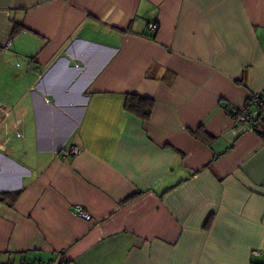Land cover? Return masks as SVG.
Masks as SVG:
<instances>
[{
  "label": "crops",
  "instance_id": "1",
  "mask_svg": "<svg viewBox=\"0 0 264 264\" xmlns=\"http://www.w3.org/2000/svg\"><path fill=\"white\" fill-rule=\"evenodd\" d=\"M1 192L0 264H264V0H0Z\"/></svg>",
  "mask_w": 264,
  "mask_h": 264
},
{
  "label": "trees",
  "instance_id": "2",
  "mask_svg": "<svg viewBox=\"0 0 264 264\" xmlns=\"http://www.w3.org/2000/svg\"><path fill=\"white\" fill-rule=\"evenodd\" d=\"M250 96L248 98H250ZM153 103L154 101L151 97L137 95V94H128L126 96L124 106L128 112L138 116L142 120H147L150 117ZM252 105L253 104H249L247 109L249 110V107H251ZM230 115H232V117L235 118L237 117L238 112L231 113ZM258 122H259L258 120L257 121L251 120L252 127L257 129V126L262 125L260 123L261 121L259 122V125L256 124ZM16 196H17L16 192H1L0 201H7L8 198L15 199Z\"/></svg>",
  "mask_w": 264,
  "mask_h": 264
},
{
  "label": "built area",
  "instance_id": "3",
  "mask_svg": "<svg viewBox=\"0 0 264 264\" xmlns=\"http://www.w3.org/2000/svg\"><path fill=\"white\" fill-rule=\"evenodd\" d=\"M148 28L154 32L158 29V24L155 22H151L148 24ZM259 102V93L258 94H253L248 98L244 106L238 110V109H229V113H236L238 112V115L236 117V120L240 122H247L249 120V112H248V106L249 104H257ZM78 150L77 147H72L69 152H76ZM76 212L80 215L83 216L86 219L90 218V215L87 214L82 208L76 207ZM20 264H50L49 261H39L36 263H31V262H22Z\"/></svg>",
  "mask_w": 264,
  "mask_h": 264
}]
</instances>
